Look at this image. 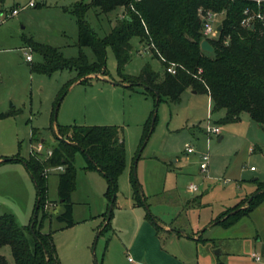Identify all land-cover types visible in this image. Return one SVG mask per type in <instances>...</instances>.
Instances as JSON below:
<instances>
[{
  "label": "rangeland",
  "instance_id": "374dc122",
  "mask_svg": "<svg viewBox=\"0 0 264 264\" xmlns=\"http://www.w3.org/2000/svg\"><path fill=\"white\" fill-rule=\"evenodd\" d=\"M29 1L6 0L5 10L11 12ZM78 1L81 0H42L37 7L23 9L0 24V215H14L22 227L28 226L34 215L38 190L30 172L22 161H4L14 156L30 158L32 146L38 143L31 140L34 128L41 130V138L50 147L56 141L49 130L52 125L123 126L127 163L118 178L111 227L98 238L113 202L106 195L109 187L106 177L89 169L86 157L78 152L77 183L72 193L75 225L67 227L57 219L65 211V205L59 196L60 170L54 169L49 172L47 198L52 203L42 214L43 231L54 232L62 264H140L131 245L138 235L136 211L144 216L147 208H133L132 176L143 186L150 212L158 220L190 233L195 228L204 229L214 217L215 224L227 209L246 206L247 198L256 192V179L264 180V126L252 120L247 112L239 122L219 123L225 110L213 112L209 94L192 89H187L176 103L163 97L157 107L155 97L146 95L144 86L127 87L130 82L119 74L111 47L107 50V75H90L83 82H73L57 102L77 72L69 69L51 75L33 72L31 66L38 64L42 56L30 46L29 40L55 47L66 58H77L81 50L79 26L76 17L64 7ZM87 14L90 26L100 36L109 34L125 15L121 8L109 13L92 8ZM132 43L133 56L124 74L138 75L146 63L157 72L163 71L162 61L152 55L147 44H141L137 38ZM82 51L89 61H94L91 47L84 46ZM27 53L32 54V62L27 60ZM209 121L220 126L222 140L220 135L206 133ZM149 127L151 131L145 137ZM188 146L195 147L193 154L186 153ZM202 153H210L208 171L200 168ZM194 185L199 190L191 192ZM240 221L237 226L213 225L206 231L218 237L217 249H223L220 245L223 244L224 251L235 248L239 255L229 260L227 255L211 248L217 264H264V257L261 261L251 258L252 252L260 251V246L256 249L244 242L225 239L242 231L253 233L251 236L255 232L264 234V204ZM163 237H169L167 231ZM0 255L8 264H16L9 245L0 248ZM195 261V255L188 260L189 264ZM201 261L205 262V255Z\"/></svg>",
  "mask_w": 264,
  "mask_h": 264
},
{
  "label": "trees",
  "instance_id": "16d2710c",
  "mask_svg": "<svg viewBox=\"0 0 264 264\" xmlns=\"http://www.w3.org/2000/svg\"><path fill=\"white\" fill-rule=\"evenodd\" d=\"M5 1L0 0V11L4 10ZM247 7L257 6L251 0H81L64 7L76 17L80 55L69 59L55 47L29 40L30 46L42 56V60L32 65L31 70L47 75L64 69L77 72V77L62 91L61 98L57 100L59 102L73 82H83L88 76L97 73L107 75L106 57L107 50L111 47L118 61L119 74L124 77L123 80L130 82L127 87L144 86L145 94L155 97L157 107L163 97L176 103L187 89H192L209 94L213 112L225 110L219 123L239 122L241 115L247 112L252 120L264 126V27L258 24L254 28L241 26L244 9ZM92 8H99L102 13L122 8L125 15L116 22L109 34L100 36L87 20V12ZM199 8L226 11L219 38L211 39L215 48L213 53L205 52L201 47L203 25ZM134 38L141 44H147L152 55L162 61V72L155 71L150 63H146L138 75L124 74L125 67L133 56ZM227 39L229 43L225 42ZM84 46L93 49V62L82 51ZM175 63L177 71L172 74L167 68ZM49 130L56 138L51 157L45 160L30 153L29 159L19 156L11 159L25 163L40 199L39 208L36 211L35 206L34 215L26 227L20 226L14 215H0V248L9 245L16 264H62L54 232L43 231L42 214L48 203H52L47 198V169L60 165L65 167L59 173V196L65 205V211L57 219L71 227L75 225L72 193L77 183V153L81 152L86 157L89 169L100 171L106 177L109 186L106 195L114 205L119 189L118 178L126 168L123 126L57 124L56 127L52 125ZM150 131L151 127L145 137ZM31 140H44L46 143L38 128L33 129ZM256 181L258 186L254 194L260 191L257 196L253 199L248 197L246 206L237 205L227 209L221 218L215 220V224L226 228L243 217L252 215L264 202V180ZM131 185L136 205L147 208V216L160 233L158 219L150 212L144 188L135 175L131 178ZM112 218L111 212L110 219L99 232L100 236L111 227ZM0 264H8L2 255Z\"/></svg>",
  "mask_w": 264,
  "mask_h": 264
},
{
  "label": "crops",
  "instance_id": "0c3cea01",
  "mask_svg": "<svg viewBox=\"0 0 264 264\" xmlns=\"http://www.w3.org/2000/svg\"><path fill=\"white\" fill-rule=\"evenodd\" d=\"M4 9H6V1L4 4ZM210 102L212 105L211 97H210ZM223 138L224 137L220 135V140H222ZM1 160L2 158H0V161ZM48 186H49V177H48ZM198 190H199V187H198ZM191 192H194V191L191 189ZM242 200L244 199H241V201ZM133 201H134V198H133ZM238 203H241V202H238ZM236 204L232 206H235ZM262 204H264V202ZM53 205L55 206L56 204H53ZM142 207L143 206L136 205L134 201L133 208L141 209ZM144 216H143V213H141L140 211H136V217H137V223H138V235H137V239L132 243L131 248H132V251H134L137 255V258L139 261L138 263L140 264H189L188 260H191L193 256L195 255L196 261L194 264H217V261L215 259L213 252L211 251V248L214 249L216 247H220L217 243V240L219 239H217L218 237L215 236L213 232H211V234L206 233V231L207 232L210 231L209 229L213 225H218V224L212 223L216 217L212 218L210 220V223L206 225L204 229L195 228L191 230L192 233L185 231L186 229L182 227L177 229L173 227L170 223L165 222L164 220H158V223L161 227V231L160 233H158L155 228V225L149 219L147 214ZM240 222L241 221L237 222V224H234L233 226H237L238 224H240ZM226 228H229V227H226ZM164 231L168 232V236H169L168 238L163 237ZM252 234L253 233L242 231L240 232V234L236 233V234H233L232 236H226L228 238H225V239L233 240L236 242L238 241L244 242L245 245L246 244L249 246L251 245L252 248L254 247L256 249L258 248V246H260V251L258 253L256 251L252 252L251 258L255 261H261L262 257H264V234L260 235L259 232L258 233L255 232L254 233L255 235L251 236ZM140 237H141V242H140ZM203 239H207V240H203ZM136 241H138L137 244H136ZM108 244L109 243L107 242V244L105 245L106 247L105 249H107ZM234 244H237V243H234ZM220 245L223 246V249L216 248L217 249L216 251L221 250V252L219 251L220 252L219 254L227 255V259L230 260V259H233L239 256L234 252V251H237L235 248H232L231 250L230 247H228L226 249L227 251H224V245L223 244H220ZM231 247L233 246L231 245ZM253 254H256L257 256L259 255L260 258L257 260L255 257H253ZM203 255H205V262L201 261V257Z\"/></svg>",
  "mask_w": 264,
  "mask_h": 264
},
{
  "label": "built area",
  "instance_id": "2783aa9c",
  "mask_svg": "<svg viewBox=\"0 0 264 264\" xmlns=\"http://www.w3.org/2000/svg\"><path fill=\"white\" fill-rule=\"evenodd\" d=\"M42 0H30L27 4L20 8H13L11 12H7L5 9L0 11V24L6 21L8 18L18 15L21 10L26 9L28 7H36ZM256 3V8L254 7H247L244 9V17L241 20V26L245 28H254L256 27V24L261 25L264 27V0H251ZM199 15L202 20L203 25V40L208 39L211 42V39H218L221 32L218 29V25L222 23L223 18L226 15V11L222 10L221 12L213 11L210 9H204L199 8ZM228 42V39L225 41ZM27 60L32 61L33 56L30 53H27L26 55ZM168 72L175 74L177 71V64H172L167 68ZM207 134H216L217 136L221 134V128L217 124H213L209 121L208 126L206 128ZM195 152L194 146H188L186 149V153L193 154ZM31 153L37 154L44 158L45 160L52 156L53 154V148L52 146L46 147V143L44 140L38 141L36 145L32 146ZM201 160H200V168L203 171H208L209 162H210V153H202L201 154ZM60 170L63 171L65 167L63 165L49 168L47 169V172H50L51 170ZM253 170L255 168H252ZM193 191L198 190V186L194 185L191 187ZM253 257H255L257 260L260 258V256L253 254ZM129 261H133V259L130 257Z\"/></svg>",
  "mask_w": 264,
  "mask_h": 264
},
{
  "label": "water",
  "instance_id": "95a60500",
  "mask_svg": "<svg viewBox=\"0 0 264 264\" xmlns=\"http://www.w3.org/2000/svg\"><path fill=\"white\" fill-rule=\"evenodd\" d=\"M219 27H218V29H219V31L221 32L222 30H223V24L221 23V24H219L218 25ZM202 45H201V47H202V49L206 52H210V53H213L214 52V50H215V48H214V45L212 44V42H210L208 39H206V40H203L202 42ZM95 76L97 77H102V75H100V74H95ZM106 79V78H105ZM107 81H109L108 79H106ZM115 84H117V82H114ZM195 92H197L196 90H194ZM156 93H157V95L159 96V92L158 91H156ZM155 121V118H153V120H152V122H153V125H154V122ZM89 158H91V160H92V157H89ZM11 159L12 158H5L4 159V161H11ZM95 163V162H94ZM260 191H257V193L256 194H254L253 196H251L250 198L251 199H253V197H256L257 196V194L259 193ZM113 200H114V198H113ZM39 205H40V199H38V202H37V204H36V211H37V209L39 208ZM113 205L114 204H112L111 205V208H110V211H109V219H110V214H111V212H112V208H113ZM36 213V212H35ZM233 213V212H232ZM100 237V233H99V235H98V238ZM98 238H97V240H98ZM96 240V241H97ZM221 252V250H218V251H216L218 254ZM96 264H97V262H96Z\"/></svg>",
  "mask_w": 264,
  "mask_h": 264
}]
</instances>
